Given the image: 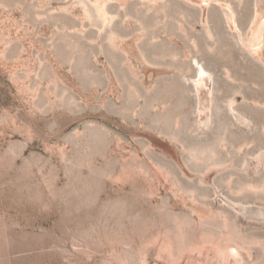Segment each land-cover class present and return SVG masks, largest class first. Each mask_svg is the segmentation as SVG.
<instances>
[{"label": "rangeland", "instance_id": "rangeland-1", "mask_svg": "<svg viewBox=\"0 0 264 264\" xmlns=\"http://www.w3.org/2000/svg\"><path fill=\"white\" fill-rule=\"evenodd\" d=\"M71 2L0 0V264H223L167 257L174 215L190 212L226 214L245 262L264 264V30L259 53L251 33L264 0H109L113 21L86 22L97 41L80 50L39 14L71 24Z\"/></svg>", "mask_w": 264, "mask_h": 264}, {"label": "bare ground", "instance_id": "bare-ground-1", "mask_svg": "<svg viewBox=\"0 0 264 264\" xmlns=\"http://www.w3.org/2000/svg\"><path fill=\"white\" fill-rule=\"evenodd\" d=\"M108 1L109 0H73V2H71V4L73 5L72 7H75L77 5L81 7L80 15H75L71 11L70 7L64 6L61 9H59L61 12L67 15H73L75 17L76 20L73 21L71 24L60 19L58 16H55V13L52 10L41 11L39 12V14L46 15L48 18L52 19L53 23L55 22L56 25L61 24V28L59 29L63 31L62 33L64 36L63 37L64 40H66L67 43L69 42V44L70 43L73 44L72 46L75 47L76 49H79V47L81 48L82 46V45L81 46L78 45L79 40L85 39L91 42L97 41L96 38H92L86 35V24H85L86 22H89L90 25H95V15L100 19L101 27H104L105 25L113 21L114 15L106 7ZM192 1L197 2L201 6V8L205 11L207 4L209 3L210 0H192ZM120 2L122 5H124L127 2V0H120ZM127 16L129 15L127 14ZM228 21L232 26L234 25V22L231 20L230 15L228 16ZM141 27L142 29H147V26H145L142 22H141ZM180 28L183 29V25L181 23H180ZM67 30H69V33L66 32ZM263 30H264V10L257 7L256 15L254 17L253 24L251 27V33L253 34V44L252 45H253V50L256 53H259L261 50L260 44L262 42ZM75 36H78L76 40L74 39ZM153 37H155V35ZM61 40L62 39H60V41ZM106 40L108 41L109 45L112 48L118 49V50L120 49L123 50L122 48L123 43L126 42L125 36H123L122 34H120L119 32L115 30H111L107 34ZM66 41L65 42L63 41V42L66 44ZM53 44L55 43H52L51 45ZM70 47L71 46H69V50H70ZM58 49L59 48H57V50ZM55 51H56V48H55ZM123 51H125V49ZM84 55H85V51L82 54H80L78 62L74 61L75 58L73 57L74 58V60L72 58L73 62L77 63V66L84 65V58H85ZM84 71H88V70L84 69ZM194 77H195L196 91L200 95L204 93H208L210 91V87L212 84L210 73L202 65L198 64L196 66ZM209 101H210L209 99H204V100H201L199 103L198 116L201 121H203L209 113ZM214 151L215 150L212 149V152ZM212 217H215V216L212 214ZM218 217H220L221 220L223 221L222 225H218L215 222V219H208V218L205 219V217L204 218L200 217L201 219L198 222L193 217L191 212L184 216L174 215V218H175L174 220L177 223L176 240H171L169 237L163 240V249L167 257L169 258L181 257L185 255L191 249L195 248L197 249L199 254H204V255L205 253H211L212 251L213 253L216 252L220 257H222L223 264H249L248 262H245L244 256L248 258L250 257V249H251L249 246L251 245L250 241L248 240L246 236L242 234L240 229L235 224L229 223L228 216L226 214L222 212H218ZM197 237L200 239L199 242L198 240L196 241ZM257 243H260V242L257 241ZM253 264H258V263L256 262Z\"/></svg>", "mask_w": 264, "mask_h": 264}]
</instances>
